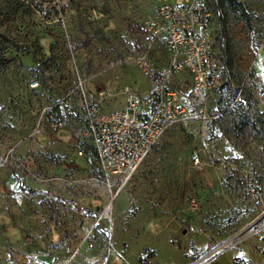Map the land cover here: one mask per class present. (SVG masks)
Returning <instances> with one entry per match:
<instances>
[{
    "label": "rangeland",
    "instance_id": "rangeland-1",
    "mask_svg": "<svg viewBox=\"0 0 264 264\" xmlns=\"http://www.w3.org/2000/svg\"><path fill=\"white\" fill-rule=\"evenodd\" d=\"M191 1L0 0V264H264V0H223L222 85L184 91L187 121L120 192L78 155L77 79L102 116L146 96L137 59L168 58L143 24Z\"/></svg>",
    "mask_w": 264,
    "mask_h": 264
},
{
    "label": "built area",
    "instance_id": "built-area-1",
    "mask_svg": "<svg viewBox=\"0 0 264 264\" xmlns=\"http://www.w3.org/2000/svg\"><path fill=\"white\" fill-rule=\"evenodd\" d=\"M153 41L162 40L169 53L161 66L142 55L137 65L150 84V92L140 95L127 86L122 110L100 115L106 92L95 98L77 79L76 90L83 104L82 145L78 155L94 164L111 187L119 192L128 184L167 131L187 121L184 91L200 98L222 85V60L216 41L213 12L208 0L186 4H162L143 24ZM184 74L187 85L174 79ZM33 87L38 83L34 82ZM174 86V87H173ZM51 128L60 129L65 120L47 114ZM5 161L0 163V168ZM257 193L258 191L255 190Z\"/></svg>",
    "mask_w": 264,
    "mask_h": 264
},
{
    "label": "trees",
    "instance_id": "trees-1",
    "mask_svg": "<svg viewBox=\"0 0 264 264\" xmlns=\"http://www.w3.org/2000/svg\"><path fill=\"white\" fill-rule=\"evenodd\" d=\"M208 2H209V4H210V6H211V8H212V12H213V22H214V28H215V31H216V27H217V20L218 21H221L222 22V18H221V6H222V4H223V0H208ZM246 23H248V24H250V22H249V20H247V19H245L244 20ZM141 31L144 33V34H146L147 36H148V39H150V40H152L153 41V38H152V36L149 34V33H147L146 31H145V29H144V26H143V28L141 29ZM216 38H217V36H216ZM217 41V40H216ZM154 43H155V41H153ZM156 43H160V44H162L163 45V47H164V51H165V53H166V56H167V58L169 57V53H168V51H167V48H166V45H165V43L162 41V40H156ZM218 47V46H217ZM254 48H255V51H257L258 50V46H254ZM218 50H219V54H220V57H221V60H222V68H226L227 67V64H228V59L226 58V56H225V53L221 50V49H219L218 48ZM152 61V60H151ZM153 62V61H152ZM153 64H155V65H157V66H161V65H158V64H156V63H154L153 62ZM174 86L175 87H177V84H174ZM173 86V87H174Z\"/></svg>",
    "mask_w": 264,
    "mask_h": 264
}]
</instances>
